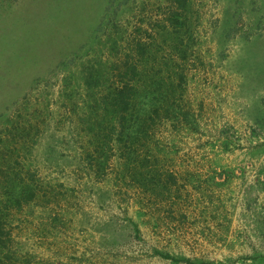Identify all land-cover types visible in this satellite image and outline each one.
Listing matches in <instances>:
<instances>
[{
  "label": "rangeland",
  "instance_id": "374dc122",
  "mask_svg": "<svg viewBox=\"0 0 264 264\" xmlns=\"http://www.w3.org/2000/svg\"><path fill=\"white\" fill-rule=\"evenodd\" d=\"M0 264H264V0H0Z\"/></svg>",
  "mask_w": 264,
  "mask_h": 264
},
{
  "label": "trees",
  "instance_id": "16d2710c",
  "mask_svg": "<svg viewBox=\"0 0 264 264\" xmlns=\"http://www.w3.org/2000/svg\"><path fill=\"white\" fill-rule=\"evenodd\" d=\"M125 65H130V69H131V72H129L130 75H127V76L121 75L123 77L121 78L122 80L119 81L120 80L119 79L117 80L116 83L111 85L109 92H108V96H107L108 101L106 104H108V106L111 108V113L113 114V116H116L118 118V121L121 126L120 135L129 137V136H135L136 134L140 132L138 131V129L142 122L141 117L142 115L144 117H147L150 114V112L146 111L143 108V105L145 106L146 104L148 105V102L145 99L146 98L145 96H143V101L144 100L146 101L144 103L143 102L140 103L141 106L138 110L134 106L135 101L137 99V88L132 81L136 80V75L138 71L137 62L134 60L132 61V58H131V63L129 64L127 63ZM120 70L121 68L118 67V73H125V70L124 72ZM148 100L150 101V99ZM133 112L136 114H134ZM131 121L133 122L134 126L128 127L130 123H127V125L124 124L125 122H131ZM132 128H134V130ZM97 159H99V156L97 157ZM94 160L96 159L94 158ZM97 161L99 162L98 164H104V160L102 159H99ZM160 255L165 258H170L168 257L169 255L167 254L160 253Z\"/></svg>",
  "mask_w": 264,
  "mask_h": 264
}]
</instances>
